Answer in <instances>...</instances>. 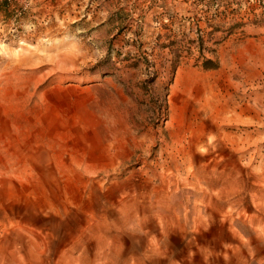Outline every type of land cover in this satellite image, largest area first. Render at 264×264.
<instances>
[{"label":"rangeland","instance_id":"374dc122","mask_svg":"<svg viewBox=\"0 0 264 264\" xmlns=\"http://www.w3.org/2000/svg\"><path fill=\"white\" fill-rule=\"evenodd\" d=\"M0 264H264V0H0Z\"/></svg>","mask_w":264,"mask_h":264}]
</instances>
